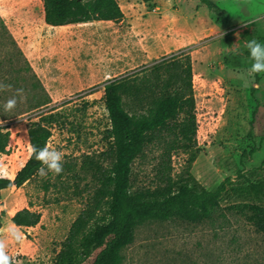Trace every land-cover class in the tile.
Instances as JSON below:
<instances>
[{
	"label": "rangeland",
	"instance_id": "rangeland-1",
	"mask_svg": "<svg viewBox=\"0 0 264 264\" xmlns=\"http://www.w3.org/2000/svg\"><path fill=\"white\" fill-rule=\"evenodd\" d=\"M214 1L223 11L215 12L201 0H158L153 8L143 5L142 0H122V7L129 15L132 13L125 29L132 33L134 42L131 40L130 48L135 46L136 50L125 63L122 49L120 65L105 79L92 74L83 63L91 61L99 67L106 60L101 58V51L91 56L93 59L88 58V50L81 44L84 39L86 45L98 44V40L82 36L87 29L96 28V24L50 27L47 35L45 33L47 37L42 38L43 44H38L23 38L32 31L39 35L41 29L25 28L22 16L25 9L20 12L22 18L15 17L13 23L8 20L9 15H14L13 9L25 2L0 0L1 15L52 97L49 106L2 122L10 129L11 137L7 152L0 153V177L13 178L26 163L31 154L29 120L52 108L62 109L81 130L78 135L67 128L55 127L48 147L62 153L63 165L71 162L80 171L85 153H98L105 147L104 132L109 119L104 84L129 72H141L162 57L183 50L192 56L199 123L197 141L202 150L192 168L194 176L208 190L215 189L227 178H230L229 188L233 183H244L240 173L264 184V73L249 71L252 61L245 47L253 38L264 43V0ZM5 36L0 27V84L2 77L7 78L13 70H19V85L30 88L35 81L32 71L25 68V58L12 44H1L8 42ZM99 43L104 45L103 40ZM11 55L12 60L9 59ZM43 62L58 63L59 71L69 72L74 63L79 67L72 65L75 73L68 74L75 76L73 82L67 80L62 85L57 84L55 87L63 91L55 92L42 78ZM45 73L48 77L52 75L49 71ZM89 73L90 83L86 78ZM20 86L7 87L9 94L2 92L0 102L10 98L13 95L10 93ZM18 102L25 107L29 100L24 97ZM253 147L257 148L251 153ZM159 153V150L151 151L149 157ZM184 159L183 154L174 155L175 174L182 170ZM153 164L141 158L135 161L133 181L136 187L152 184ZM57 176L38 173L31 181L0 192V241L5 244V252L19 263L54 264L73 220L91 194L86 185L90 178L77 179L82 191L78 194L74 184L67 189ZM62 179L66 183L74 181L66 173ZM48 180L57 186L52 185L45 191L42 186ZM230 194L200 222L170 218L148 220L138 225L134 241L123 250L122 264H264V233L249 222L245 213L231 207L249 199L236 196L233 190ZM24 207L41 213L36 226L19 227L12 222V215ZM9 227L20 234L19 239L7 231Z\"/></svg>",
	"mask_w": 264,
	"mask_h": 264
},
{
	"label": "trees",
	"instance_id": "trees-1",
	"mask_svg": "<svg viewBox=\"0 0 264 264\" xmlns=\"http://www.w3.org/2000/svg\"><path fill=\"white\" fill-rule=\"evenodd\" d=\"M150 8L154 0H143ZM215 12L223 8L214 0H201ZM45 21L59 26L94 20L120 22L125 13L118 0H43ZM0 27L12 44L25 58L28 70L35 81L30 88L20 86V71L13 70L9 77H2L5 86L0 90L9 94L10 86H20L24 91L18 95L17 105L10 112L0 107V153L7 152L11 131L2 122L10 118L49 106L52 97L33 70L24 51L8 28L0 13ZM10 60L13 59L11 55ZM258 80V78H257ZM254 89H256L254 87ZM23 95L29 100L23 107L19 99ZM104 103L108 111L109 125L104 132L105 147L98 153L82 156L80 171L76 165L66 162L58 174L62 186L74 184V191L81 194L78 181L90 178L91 189L85 207L73 220L54 264H122L123 250L134 241L138 225L148 220L181 218L200 222L207 218L221 201L231 196L245 197L242 203L231 206L246 214L249 222L264 233V184L255 182L244 173V183L227 186L230 178L215 189L208 190L194 176L192 168L202 151L197 141L199 127L196 98L193 85V62L188 51L181 50L169 57H162L141 72H129L108 80L104 84ZM86 108V106H85ZM80 123V122H79ZM55 127L67 128L80 135L74 119H69L62 109L56 108L39 113L29 120L28 135L31 148L48 147ZM251 148L250 152L256 151ZM158 155L149 157L151 151ZM185 155L182 170L175 174L173 157ZM153 164L152 184L136 187L133 181L134 163L138 159ZM40 161L31 152L26 163L13 178L0 177V192L12 186H21L37 174ZM66 173L74 180L66 183ZM233 182V181H232ZM57 183L44 181L48 191ZM12 222L19 227L36 226L41 220L39 211L24 207L16 211ZM1 227V224H0ZM92 260H89L94 255ZM8 255V254H7ZM11 264H23L13 257Z\"/></svg>",
	"mask_w": 264,
	"mask_h": 264
},
{
	"label": "crops",
	"instance_id": "crops-1",
	"mask_svg": "<svg viewBox=\"0 0 264 264\" xmlns=\"http://www.w3.org/2000/svg\"><path fill=\"white\" fill-rule=\"evenodd\" d=\"M14 1H20V0H14ZM22 1H24L25 3L21 4V6L19 8H14L12 11L14 15L13 16L9 15L8 20H9V22L13 23L14 22L13 19L15 17H21L22 18V16H23V18H24L23 25L25 26V28H27V27L31 28V29H35V28L40 29L41 28L39 35H34L33 31H32L31 33H29L30 34L29 36H23V38L25 39V37H26V41H28L27 40V38H28V39H30V42H34V43H38V44H40V42H41L43 44L42 38L47 35L46 32H48V28L54 26V25L48 24L45 21L43 0H22ZM118 1L122 7V4H121L122 0H118ZM155 1H158V0L153 1L154 7H155ZM142 4L144 5L147 3L142 0ZM156 7H159V6H156ZM22 10H24V15L22 14V16H21L20 12ZM123 10H124L125 16H124L123 20H121L120 22H114L112 20H94V21H89V22H83V23H89V24H96V26H94L96 28H94V29L90 28L91 30L87 29L86 31H84V33H82L83 37H86V38L88 37L89 39H94L95 41L98 40V44L96 46L86 45L85 39H84V42L81 43L83 46H86V48L88 50V52H87L88 58L89 57L92 58L93 56H97V54L101 51L102 52L101 58L103 57L106 59L100 63L99 67L97 65L93 64V62H91V61H87L88 63H85L83 61V63H84V66H86L87 70L91 71L92 74L99 75L100 77L102 76L101 78L106 79L108 76H111V74H109V72H114V68L120 65V62H119V60L121 58L120 57V51L122 49L124 50V51H122V53L125 56L124 57L125 63H127L131 60V58H132V56L136 50L135 46L132 49L130 48L131 40L133 41L132 35H131L132 33H131V31H129V30L126 31V29H125V27L127 25H129L131 22L130 17H131L132 13H130V15H129L127 13L128 12L127 10H125L124 8H123ZM75 24H81V23H73V24H66V25L70 26V25H75ZM112 24H114V25H112ZM128 27H130V26H128ZM45 33H46V35H45ZM106 38H108V39H106ZM46 39H44V41ZM101 40H103V42H104V45L102 44L103 46L101 45V43H99V41H101ZM116 46H118L117 50H115ZM109 48H110V50H109ZM85 50L86 49H84V51ZM71 53H74L73 50L71 51ZM42 55H44V51L42 52ZM104 55H106V56H104ZM80 59H81V57H80ZM83 60H86V59H83ZM72 65H74L76 67H79V65L76 63L71 64V68L68 69V70H70L69 72L72 71L75 73L74 66H72ZM57 67H60L58 63L43 62V67L40 68L41 74L43 75V76L42 75L41 76H42L43 80L50 87L51 86L53 87V91L61 92V91H63V88H56L55 86L57 84L62 85L67 80L70 82H73L72 80H74V79H72V78L75 76L73 74H68L69 72L66 70L61 69L62 71H59V70H57ZM46 71L51 72L52 75L49 77L46 76V73H45ZM99 76L97 77L98 79H100ZM86 78H87V81H88V79H90V73ZM79 82L80 81L77 80V83H79ZM88 82H86V83H88ZM52 96H53V98L56 97L54 94Z\"/></svg>",
	"mask_w": 264,
	"mask_h": 264
},
{
	"label": "clouds",
	"instance_id": "clouds-1",
	"mask_svg": "<svg viewBox=\"0 0 264 264\" xmlns=\"http://www.w3.org/2000/svg\"><path fill=\"white\" fill-rule=\"evenodd\" d=\"M248 50V56L251 59L249 71L252 73H264V43L259 42L253 38L245 43ZM5 87L0 84V88ZM10 87V85H9ZM22 88L16 89L17 94L23 93ZM19 99L23 100V95H19ZM18 95H12L10 98L0 102L3 112L7 113L12 111L17 105ZM31 152L34 153L36 160L40 161V167L37 169L39 175L44 176L47 173L60 174L63 170V155L55 148L36 147L32 146ZM7 231L15 239L20 238V234L13 228L9 227ZM0 264H11V258L5 252V244L0 241Z\"/></svg>",
	"mask_w": 264,
	"mask_h": 264
}]
</instances>
